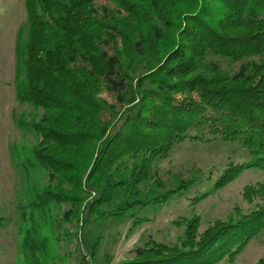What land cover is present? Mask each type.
I'll return each mask as SVG.
<instances>
[{
	"label": "trees",
	"instance_id": "1",
	"mask_svg": "<svg viewBox=\"0 0 264 264\" xmlns=\"http://www.w3.org/2000/svg\"><path fill=\"white\" fill-rule=\"evenodd\" d=\"M111 1L115 9L100 13L95 0H24L14 82L33 114L16 123L35 135L26 163L47 182L17 206L19 264H65L58 237L40 233L54 205L68 207L59 223L131 218L136 226L147 208L186 196L196 178L168 186L154 168L183 141L238 142L251 155L228 166L215 190L250 167L264 170V0ZM254 194L264 198V186L243 191L249 203ZM239 213L202 233L192 217L176 244L149 240L122 264L233 261L264 229L263 207Z\"/></svg>",
	"mask_w": 264,
	"mask_h": 264
},
{
	"label": "rangeland",
	"instance_id": "2",
	"mask_svg": "<svg viewBox=\"0 0 264 264\" xmlns=\"http://www.w3.org/2000/svg\"><path fill=\"white\" fill-rule=\"evenodd\" d=\"M95 4L100 13L104 9H115L111 0H95ZM25 17L24 0H0V209L6 219L5 227L0 230V264L23 262L22 224L17 206L32 200L47 182L42 168L26 163L31 157V148L37 142L35 135L16 123L19 117L29 118L33 114L31 107L20 104L16 99L14 82L16 34ZM228 63L219 60L221 68L227 72L236 69L237 64L229 67ZM100 98L120 108L103 91ZM251 161V155L238 142L219 139L211 142L183 141L176 144L169 156L154 168L168 186H173L178 178L185 181L196 178L197 182L186 196H176L159 208H147L141 215L145 221L136 226L131 218H108L84 224L79 217L78 221L59 223L68 207L54 205L46 212L49 219L45 224L41 223L40 233L58 237L57 248L56 243L53 246L65 264H93L88 250L96 242L95 264L125 263L133 258L136 248L143 247L149 240L176 244L183 237L182 222L192 217L200 218L198 232L202 233L216 220H227L237 212L249 213L258 206L264 208V198L254 194L253 203H249L243 197L246 187L264 186L263 169L250 167L222 189L215 190L213 186L228 166ZM203 194L206 195L200 197ZM260 260H264V229L233 261L223 259L217 264H257Z\"/></svg>",
	"mask_w": 264,
	"mask_h": 264
}]
</instances>
